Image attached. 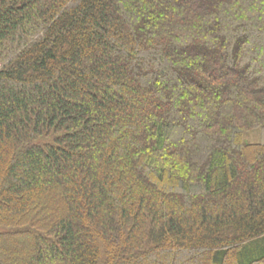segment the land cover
<instances>
[{
    "label": "trees",
    "instance_id": "trees-1",
    "mask_svg": "<svg viewBox=\"0 0 264 264\" xmlns=\"http://www.w3.org/2000/svg\"><path fill=\"white\" fill-rule=\"evenodd\" d=\"M264 0H0V264H264Z\"/></svg>",
    "mask_w": 264,
    "mask_h": 264
},
{
    "label": "rangeland",
    "instance_id": "rangeland-1",
    "mask_svg": "<svg viewBox=\"0 0 264 264\" xmlns=\"http://www.w3.org/2000/svg\"><path fill=\"white\" fill-rule=\"evenodd\" d=\"M244 141L248 143H257L260 141H264V131L259 132L257 130L246 132L243 136Z\"/></svg>",
    "mask_w": 264,
    "mask_h": 264
}]
</instances>
